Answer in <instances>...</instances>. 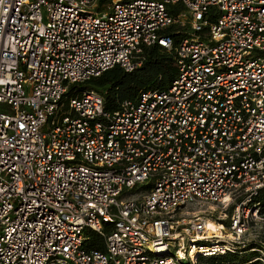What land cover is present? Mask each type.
I'll return each instance as SVG.
<instances>
[{
    "label": "built area",
    "instance_id": "obj_1",
    "mask_svg": "<svg viewBox=\"0 0 264 264\" xmlns=\"http://www.w3.org/2000/svg\"><path fill=\"white\" fill-rule=\"evenodd\" d=\"M155 44L168 88L77 89ZM0 105V264H199L264 234V0H0Z\"/></svg>",
    "mask_w": 264,
    "mask_h": 264
},
{
    "label": "trees",
    "instance_id": "obj_2",
    "mask_svg": "<svg viewBox=\"0 0 264 264\" xmlns=\"http://www.w3.org/2000/svg\"><path fill=\"white\" fill-rule=\"evenodd\" d=\"M175 40H179L181 33L175 27L167 29ZM178 73L176 61L172 52L155 44L145 49V60L141 66L128 72L121 66H114L87 82L78 84L81 91L96 90L104 95L105 108L114 111L125 99H135L141 92L153 89L168 88ZM73 86L69 96H74L77 91ZM257 199L262 204L264 213V188L260 191ZM93 240L89 247L103 249V239L94 231L89 232ZM263 240H251L246 243L242 253H227L209 258H200L204 264H259L257 259L260 251L264 250ZM201 262V261H200ZM202 264V263H199Z\"/></svg>",
    "mask_w": 264,
    "mask_h": 264
},
{
    "label": "rangeland",
    "instance_id": "obj_3",
    "mask_svg": "<svg viewBox=\"0 0 264 264\" xmlns=\"http://www.w3.org/2000/svg\"><path fill=\"white\" fill-rule=\"evenodd\" d=\"M0 108H2V109H9L6 105H0ZM207 216H209V218H210V222H213V220H215V217L217 216V215H219L220 217H222V218H228L227 216H225L224 215V213H223V211H215V212H210L209 210H207ZM262 230V228L261 227H259V225L258 226H256L254 229H253V231H252V234L251 235H248V238H252L251 240H263V236H264V234L262 233L261 234V231ZM261 234V235H260ZM262 253L260 252V255H261ZM201 261V262H200ZM199 263H202V264H204L205 262L204 261H202V260H199Z\"/></svg>",
    "mask_w": 264,
    "mask_h": 264
},
{
    "label": "bare ground",
    "instance_id": "obj_4",
    "mask_svg": "<svg viewBox=\"0 0 264 264\" xmlns=\"http://www.w3.org/2000/svg\"><path fill=\"white\" fill-rule=\"evenodd\" d=\"M210 227L211 228H213V229H218V228H220V229H222L223 230V227H218V225L217 224H215L214 222H210Z\"/></svg>",
    "mask_w": 264,
    "mask_h": 264
}]
</instances>
